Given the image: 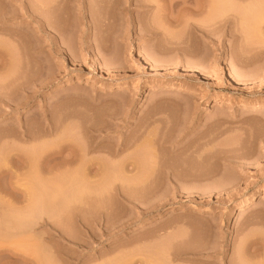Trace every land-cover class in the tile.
<instances>
[{"label":"rangeland","instance_id":"rangeland-1","mask_svg":"<svg viewBox=\"0 0 264 264\" xmlns=\"http://www.w3.org/2000/svg\"><path fill=\"white\" fill-rule=\"evenodd\" d=\"M20 1L0 0V264H264V0H92L93 33L54 0L65 39L41 45Z\"/></svg>","mask_w":264,"mask_h":264},{"label":"bare ground","instance_id":"bare-ground-1","mask_svg":"<svg viewBox=\"0 0 264 264\" xmlns=\"http://www.w3.org/2000/svg\"><path fill=\"white\" fill-rule=\"evenodd\" d=\"M16 1V0H15ZM56 1V0H55ZM79 2V9H78V14H79V16H80V21H81V23L79 24L80 26H81V28H82V30H88V32L89 31H92V33L94 32L93 31V29H94V27L96 26L95 25V22H94V20H93V15H94V13H93V3L94 2H92V0H78ZM140 0H136V2H139ZM157 1V0H156ZM216 1V3L218 4L219 2H217V1H219V0H214L213 2H215ZM221 1V0H220ZM224 1V0H223ZM223 1L221 2V3H223ZM236 1H240V0H236ZM242 1V0H241ZM29 3L27 4V3H25V4H23V1H20V5H21V16H23V17H25L24 19H22L21 21L22 22H28V23H30V24H33V25H35L34 26V28H33V32H34V35H33V39H34V41L38 44V45H41L42 44V39H44V40H46V39H48V40H51V41H55L56 39H58V36H59V38L61 37L60 35L62 34L61 32H60V30L58 31V27H56V26H54L53 25V23L51 22V21H49L47 18L48 17H46V13L47 12H51V11H54V10H56L57 8H59V5L60 4H56L55 2H54V0H53V2L52 1H46V3H44V1L42 0V2L41 1H35L34 3H30L31 1H28ZM47 2H49V3H47ZM143 2V4L144 3H146V4H151L152 3V0H148V1H146V2H144V1H142ZM167 2V1H166ZM191 2H193L194 4L196 3L197 5H199L197 8H192V7H188V6H186V7H188V9H189V11H191L192 12V14L194 13V14H198L199 15V13H203L206 9H210V8H208V7H210L211 6V2H212V0H180V1H173V0H170V2H169V11H170V9L172 8H175L176 6H178V5H181V4H183V5H188L189 3H191ZM221 3H219V4H221ZM195 4V5H196ZM215 4V3H214ZM217 4H216V6H217ZM224 4V3H223ZM183 5L181 6L182 8H183ZM95 6V5H94ZM149 6V5H148ZM213 7H214V5H212ZM221 7H222V5H220ZM225 6V5H224ZM180 7V8H181ZM66 8H74V6H73V3H70V0H63V10L64 9H66ZM164 8V7H163ZM167 8V7H166ZM224 8V7H223ZM222 8V9H223ZM186 9V8H185ZM188 9H187V11H188ZM219 9H221V8H219ZM164 10H166V9H164ZM174 10V9H173ZM183 10V9H182ZM217 10V9H216ZM227 10V9H226ZM75 11H77L76 9H75ZM167 11V10H166ZM213 11H214V9H213ZM219 11V10H218ZM222 13H225V12H223L222 10H220ZM225 11V10H224ZM174 12V11H173ZM207 12V11H206ZM215 12V11H214ZM213 12V13H214ZM219 13V16L222 14V13ZM2 13V12H1ZM9 13V12H8ZM7 13V14H8ZM64 13V12H63ZM190 13V12H189ZM215 13H217V12H215ZM215 13H214V15H215ZM5 14V16H8L6 13H4ZM193 14V15H194ZM1 15H3V13L1 14ZM48 15V14H47ZM197 15V16H198ZM203 15V14H202ZM212 15V14H211ZM66 16V14L64 15L63 14V18ZM69 16V15H68ZM68 16H66V17H68ZM192 16V15H191ZM190 16V17H191ZM205 16H206V14H205ZM208 16H209V14H208ZM217 17V18H215L214 20H215V24L216 23H219V25H221V26H223V27H225V25L228 27V25L229 24H227L228 22L230 23V22H233V19L234 18H231L232 16H233V14H227V13H225V14H222L220 17ZM4 17V16H3ZM188 17H189V15H188ZM216 17V16H215ZM1 18H2V16H1ZM8 18V17H7ZM85 19H87V20H89L88 22H89V25H88V23H87V21L85 22L84 20ZM209 20V19H208ZM207 20V21H208ZM231 20V21H230ZM180 21V20H179ZM187 22V21H186ZM97 23V22H96ZM189 23V22H188ZM209 23H210V20H209ZM222 23V24H221ZM190 24V23H189ZM211 24V23H210ZM212 24H214V23H212ZM215 24H214V26H215ZM195 26L194 27H196V28H198L199 29V31L201 30H203L205 27H206V25H205V21H204V25H205V27L203 28L202 26H200V24L198 25V24H194ZM202 25V24H201ZM1 26V25H0ZM64 27V26H63ZM77 27V26H76ZM193 27V28H194ZM65 28V27H64ZM74 28V27H73ZM72 28V29H73ZM95 28H97V26L95 27ZM156 27H154V29H155ZM203 28V29H202ZM222 28V27H221ZM3 29V28H2ZM1 29V30H2ZM146 29V28H145ZM224 29V28H223ZM6 30L8 31V33L10 34V33H16V32H18L19 30L18 29H7L6 28ZM95 30V29H94ZM205 30V29H204ZM203 30V31H204ZM218 30H220V29H218ZM7 31H3V33L4 32H7ZM64 31H65V29L63 30V40L65 39V33H64ZM72 31V30H71ZM153 31H155V30H153ZM224 31V30H223ZM232 31V30H231ZM230 31V32H231ZM74 32H75V30H74ZM211 32V31H210ZM212 32H213V30H212ZM197 33V32H196ZM82 34V33H81ZM80 37H81V35H80ZM31 39V38H30ZM61 39V38H60ZM160 83L158 82V81H153L152 83H150V85L151 86H157V85H159ZM114 87H116L117 89L116 90H124V88H125V84H122V83H118V84H116V86L115 85H108L106 88H114ZM164 92H173V93H177V94H181V93H183V92H187V89L185 88V87H182V86H174V85H167V86H165L164 88ZM192 91H190V93H189V95H191V96H193L194 95V93L192 92ZM126 139V138H125ZM119 141V140H118ZM120 147V146H119ZM118 148V147H117ZM123 148V147H122ZM124 149V148H123ZM115 150H117V149H115ZM122 150V149H121ZM120 150V151H121ZM118 152H119V150H118ZM123 159H125V158H123ZM69 161V160H68ZM71 161V160H70ZM123 161V160H122ZM72 162V161H71ZM70 162V163H71ZM125 164L126 165H128L127 163H128V161H126L125 160ZM69 163V164H70ZM72 163H74V161L72 162ZM123 163V162H122ZM124 164V163H123ZM125 164H124V166H125ZM130 164H132V163H130ZM119 166V165H118ZM123 166V165H122ZM123 166V167H124ZM130 166V165H129ZM129 166H128V168H129ZM133 166H134V164H133ZM127 167V166H126ZM125 167V168H126ZM137 167V166H136ZM115 168V167H114ZM119 168V167H118ZM132 168V167H131ZM131 168H130V171H131ZM127 169V168H126ZM135 169V167L132 169V170H134ZM137 169V168H136ZM129 170V169H128ZM117 172V171H116ZM121 172H122V170H121ZM122 176V175H121ZM117 177V176H116ZM121 178V177H120ZM119 179V178H118ZM122 180V179H121ZM120 180V182L122 183V185H124V181H121ZM118 182H119V180H118ZM126 183H127V181H126ZM264 198V197H263ZM257 200V197L255 196V194L253 193L252 195H250L247 199H244V200H239V201H237V203H236V205L232 208V209H229V208H226V209H224V210H222V211H220V219H224V218H229V217H232V215L234 214V213H237V212H240L241 210H243L245 207H248V208H250L251 206H252V204H254V202ZM184 208V207H183Z\"/></svg>","mask_w":264,"mask_h":264}]
</instances>
